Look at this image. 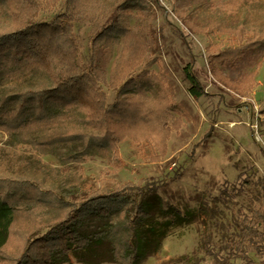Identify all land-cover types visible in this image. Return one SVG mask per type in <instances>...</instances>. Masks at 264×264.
Wrapping results in <instances>:
<instances>
[{
	"label": "trees",
	"instance_id": "1",
	"mask_svg": "<svg viewBox=\"0 0 264 264\" xmlns=\"http://www.w3.org/2000/svg\"><path fill=\"white\" fill-rule=\"evenodd\" d=\"M59 1L0 0V133L8 135L9 144L0 145V264H60L69 255L84 261L83 255L103 242L117 264H137L156 254L170 230L189 222L191 213L173 205L171 218L150 212L142 196L157 188L156 182L94 187L81 163L90 154L117 159L124 139L148 147L147 159L158 160L180 118L159 77L146 71L131 75L147 51L148 18L130 25L122 11L97 0H63L64 10L54 18H38ZM194 18L186 20L194 31L223 32L245 47L264 44V0L219 1ZM72 20L91 25L87 68L78 62ZM119 41L122 51L108 78L116 95L107 102L101 87L106 76L93 51L100 43ZM183 71L189 93L201 95L200 82L188 67ZM48 154L56 156L57 165L42 159ZM89 216L98 223L91 233L82 229ZM235 226L225 256L207 238L205 253L256 264L249 252L263 251L264 209L240 212Z\"/></svg>",
	"mask_w": 264,
	"mask_h": 264
},
{
	"label": "rangeland",
	"instance_id": "2",
	"mask_svg": "<svg viewBox=\"0 0 264 264\" xmlns=\"http://www.w3.org/2000/svg\"><path fill=\"white\" fill-rule=\"evenodd\" d=\"M111 3L124 13L128 24L149 19L144 37L146 54L131 75L141 71L161 79L170 96L180 125L167 141V151L158 160L147 159L150 149L124 139L118 158L85 156L83 173L96 187L100 183L146 180L156 182L143 202L152 213L171 218L170 206L190 212L189 222L173 227L156 254L146 255L137 264H244L241 258L219 259L207 255L203 239L225 256L226 240L237 235L235 220L240 212L264 209V44L243 46L223 32L194 31L186 20L223 0H97ZM64 10L60 0L51 12H41L50 20ZM78 45V62L87 68L91 54L90 22L72 20ZM222 50H234L219 57ZM122 42L100 43L93 51L95 63L104 71L101 83L112 102L116 88L108 85ZM184 67L203 88L191 95ZM0 145H9L0 133ZM42 159L57 165L51 154ZM71 169V166L69 167ZM161 210H167L162 213ZM112 215L110 221H115ZM97 220L89 216L82 229L91 233ZM105 221V220H103ZM103 242L80 257L69 255L60 264H117ZM256 264L264 263L263 251L249 252Z\"/></svg>",
	"mask_w": 264,
	"mask_h": 264
}]
</instances>
